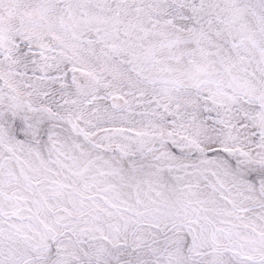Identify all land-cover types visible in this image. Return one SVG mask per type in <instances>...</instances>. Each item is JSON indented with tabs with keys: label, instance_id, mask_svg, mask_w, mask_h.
I'll list each match as a JSON object with an SVG mask.
<instances>
[{
	"label": "snow or ice",
	"instance_id": "obj_1",
	"mask_svg": "<svg viewBox=\"0 0 264 264\" xmlns=\"http://www.w3.org/2000/svg\"><path fill=\"white\" fill-rule=\"evenodd\" d=\"M0 264H264V0H0Z\"/></svg>",
	"mask_w": 264,
	"mask_h": 264
}]
</instances>
